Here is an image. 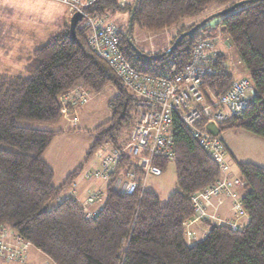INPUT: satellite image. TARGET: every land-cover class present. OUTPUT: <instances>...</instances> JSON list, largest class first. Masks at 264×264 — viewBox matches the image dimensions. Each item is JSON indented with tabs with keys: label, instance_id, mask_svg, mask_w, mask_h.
Returning a JSON list of instances; mask_svg holds the SVG:
<instances>
[{
	"label": "trees",
	"instance_id": "1",
	"mask_svg": "<svg viewBox=\"0 0 264 264\" xmlns=\"http://www.w3.org/2000/svg\"><path fill=\"white\" fill-rule=\"evenodd\" d=\"M241 1L139 0L131 31L136 27L156 35L178 28L171 46L196 24L183 26L187 21L205 15L213 5L223 11ZM133 3L96 0L86 12L103 18L107 14L129 17ZM218 28L236 51L256 93L248 108L220 130L240 129L264 139V0L230 11ZM200 30L205 31L206 25ZM199 36L197 30L171 52L162 55L167 48L151 55L135 52L126 33L117 31L120 50L130 66L155 77L180 73ZM23 70L25 75H0V233L4 227L11 229L52 264H264V168L252 163L233 164L248 223L237 229L213 225L203 239L187 241L184 223L194 215L191 197L213 185L220 171L175 114L171 133L175 192L165 205L152 192L125 195L112 187L117 176L133 167L128 160L110 176L103 205L94 217L86 218L73 198L61 200L83 165L55 187L53 171L42 158L59 133L47 127L61 119L60 97L76 87L96 94L112 86L117 92L108 103L107 122L89 133L92 144L85 162L104 144L118 148L134 123L136 100L91 50L88 32L79 23L74 38L66 27L33 49ZM226 70L208 82L220 93L233 81ZM154 164L162 173L169 161L154 159Z\"/></svg>",
	"mask_w": 264,
	"mask_h": 264
},
{
	"label": "built area",
	"instance_id": "2",
	"mask_svg": "<svg viewBox=\"0 0 264 264\" xmlns=\"http://www.w3.org/2000/svg\"><path fill=\"white\" fill-rule=\"evenodd\" d=\"M45 1L64 4L71 14H81L88 32L89 47L136 100L135 119L127 140L121 142L118 148L104 144L99 150V168L95 171H83L81 177L89 181H102L101 184L106 187L116 168L128 160L133 167L125 169L119 175L122 179L117 176L112 187L114 188L116 182L118 192L125 195L143 191L147 177L156 178L161 175L154 159L169 162L174 160L172 115H177L220 171V178L213 185L191 197L194 215L184 226L186 239L192 240L187 228L192 221L206 217L205 203L219 194L232 195V188L241 184L239 180L227 175V153L219 134L214 136L206 129L211 124L220 131L221 127L231 123L248 108L256 94L248 78L233 80L224 93L209 86L208 82L222 74L226 67V52L223 48H230L228 39L222 38L219 28L216 35L200 37L192 47L189 63L180 73L169 77H155L134 70L120 50L115 28L105 23L103 17L86 12V8L96 0ZM59 100L61 113H68V110L77 109L87 103L88 92L76 87L63 94ZM104 196L103 189L87 191L85 203H97ZM70 198L75 199L74 195ZM234 210L243 213L239 202L234 204ZM95 214L86 211L85 217L90 219ZM229 225L237 229L236 225ZM19 241L23 242L21 239ZM21 251L22 248L5 246L0 242V255L6 254L7 259H22Z\"/></svg>",
	"mask_w": 264,
	"mask_h": 264
},
{
	"label": "rangeland",
	"instance_id": "3",
	"mask_svg": "<svg viewBox=\"0 0 264 264\" xmlns=\"http://www.w3.org/2000/svg\"><path fill=\"white\" fill-rule=\"evenodd\" d=\"M118 1L120 2V0ZM123 1L133 2L134 0ZM218 8H220V6L218 5L211 6L209 8V11L205 15L196 19H191L190 21L184 23L183 26L187 27L195 23L198 24L204 18L214 13L220 12ZM68 11L69 10L67 6L54 1L0 0V75H25L23 68L26 65L27 58L30 55L31 51L37 48L39 45L44 44L51 35L58 33L60 30L66 27H69L72 14L69 13L70 11ZM104 17L105 18L103 19L105 23L113 26L116 31H119L123 34L126 33L129 18L127 14H107ZM221 20L222 16L213 18L205 24L206 30L202 31L199 29L198 33L201 37L216 35L218 33L217 29ZM79 25H84V23L81 21L79 22ZM177 31L178 28H170L161 33H157L156 35H148L135 27L133 31H131V40L139 51L155 55L170 47L172 38L176 35ZM221 35L222 38L226 37L223 34ZM223 49L225 50L227 55L226 67L228 69V74L233 78H246L247 74L243 65L241 64L236 51L232 47ZM105 100L106 93L101 95V97H98L96 100L88 102L85 107V113L88 114L85 116V118L87 119V123L94 125L98 118L99 121L103 119V116L106 115V107L104 104ZM93 112L94 116L92 115ZM99 123L100 122H98L96 125H98ZM24 124L31 127L37 126L36 124L32 123ZM56 126H48L47 128L50 130H55ZM88 133L89 132H85V135L80 133V135H72L71 137H57L58 135L56 136L57 138L55 137L56 140L54 139L55 141L53 145L49 146V149L45 155V159L48 161V163L51 164L55 171L54 183H61L59 182V180L62 178L64 172L60 166H62L64 163L66 164V166H70L71 164L74 165L73 167L76 166L74 170L83 165L81 173L83 171H95L94 168H99V163H97L95 166H91L90 161H84L86 153L89 150L90 145L92 144V137L89 136ZM242 134H244L242 133V131L234 129H223L220 130L219 137L226 146L231 144L236 145L238 146V148H240V150H243L245 154H248L249 151L253 152L251 154L255 156H253L251 160H244L248 162L242 163H252L264 168L263 166H260L261 164H255L258 163V154H264V146H256V143L251 144L250 142H246V138L248 137H245ZM128 135L129 133L124 137L122 141H120V144L121 142H125L127 140L126 138ZM254 141L260 143L256 139ZM89 142L91 143L89 144ZM231 168L232 170L237 172L234 165H232ZM119 179H122V177L119 176ZM98 183L101 184L103 182L98 181ZM76 188L77 181L75 179L68 190L65 191V194L73 195ZM117 188L118 185L115 182L114 189ZM144 190L154 193L158 197L160 204L165 205L168 197L175 192L174 164L172 162H169L166 171L162 172L159 177H147ZM103 191L105 192V189H103ZM116 191L119 190L117 189ZM234 211L236 212V214H241L236 210ZM196 222L198 221H192L191 223H189V226ZM189 233L193 238V233H191L190 231ZM15 260L20 263H22L23 261L19 258ZM40 260L42 261V258H40ZM39 264H42V262H39Z\"/></svg>",
	"mask_w": 264,
	"mask_h": 264
},
{
	"label": "crops",
	"instance_id": "4",
	"mask_svg": "<svg viewBox=\"0 0 264 264\" xmlns=\"http://www.w3.org/2000/svg\"><path fill=\"white\" fill-rule=\"evenodd\" d=\"M121 2H126V1L120 0V3ZM227 71H228V69H227ZM246 77H247V75H246ZM239 78L240 77L233 78V80L239 79ZM104 93H106V100L104 102L105 107H106V115L103 116V119H101V121H99V118H98L96 120L95 124L91 125V124L87 123V119L85 118V116L88 115L87 113H85V111H86L85 107L89 101L92 102V101L96 100L98 97H101V95H103ZM116 94H117V92H116L115 88L112 86H107L102 91H100L99 93H96V94H92V93L88 92V101L86 104L78 107L77 109L68 110V113L61 114V119L56 123L57 126L55 124L56 127H55L54 131L59 132L57 137H71L72 135L73 136L74 135H80V133L85 135L84 134L85 132L90 133L92 130H95L99 126L106 123L110 117V113H109V109H108V103L110 100H112L116 96ZM92 115L94 116V112L92 113ZM98 122H100V123L98 125H96ZM234 130L242 131V133H244L242 135L245 137H248V138H246V142H250L251 144L256 143V146H264V139H262L258 136H255L253 134H250L248 132H245L243 130H240V129H234ZM56 138H54V139L56 140ZM252 139H254V140L256 139L260 143H257ZM55 140L52 141L51 145H53ZM89 141H90V139H89ZM90 143L91 142H89V144ZM224 146H225L226 153H227V160L226 161H227V164L229 166V172L227 175L229 177H233V178L238 177L239 178L238 172H235L234 170H232L231 166L234 164V162H237V163L248 162V161H244V160H251V158L255 155L251 154V153H253L252 151H249L248 154H245L243 152V150H240V148H238V146L233 145V144L227 145V146L224 145ZM90 147H91V145H90ZM48 149H49V147H48ZM48 149L45 151L42 158H43L44 162L52 169L53 174H54V179H55L54 168L45 159V155H46V152L48 151ZM244 150H247V149H244ZM250 150H251V148H250ZM247 158H250V159H247ZM257 160H258V163H255V164H258V165L261 164L260 166L264 167V154L263 153L258 154ZM99 161H100V154L98 152L97 156L95 155L90 160V165L95 166L97 163L100 164ZM67 166L65 163L62 166H60L64 173L62 175V178L60 179L61 181L59 180V182H61V183H58V184L54 183V179H53V185L55 187L62 186V184L65 182L67 176L69 174H71L76 167V166L73 167L74 165H72V164L68 167ZM92 168H94V167H92ZM94 169H97V168H94ZM80 176H78L76 178L77 188L73 194L75 197L74 200L83 209V211H85V212L86 211H88V212L89 211L90 212H92V211L96 212L97 211L98 212L103 205V200L97 202L96 204L95 203L86 204L85 203L86 193H87V191L102 190V189H105V187H104V185L99 184L98 181L85 180ZM232 193L233 194L230 196L228 194H219L217 196L210 198L205 203L206 217L204 219L188 226L187 231H190L191 233H193L192 240L187 239L188 242L193 243V242H196L198 240L203 239L205 237V235L208 233L209 228L213 225L219 226L222 224H235L238 228H242L248 223V218H247L245 213L236 214V212L234 211V204L236 201L237 202L240 201V199L243 195V188L240 186L234 187L232 189ZM70 196H71L70 194L66 195L64 192L60 198L62 200L66 197L70 198ZM0 242L5 246H11L13 248H19V249L22 248L20 255H21V258L23 260L22 263H20L15 259H7L6 254H2V255H0V261H1L0 264H39V262H42V264H52V262L44 254H42L41 252L36 250L33 246H31L25 242L20 243L18 236L11 229L4 227V229L2 230ZM40 258H42V261L40 260Z\"/></svg>",
	"mask_w": 264,
	"mask_h": 264
},
{
	"label": "water",
	"instance_id": "5",
	"mask_svg": "<svg viewBox=\"0 0 264 264\" xmlns=\"http://www.w3.org/2000/svg\"><path fill=\"white\" fill-rule=\"evenodd\" d=\"M138 1L139 0H134L133 6H132V9H131V12H130V16L128 18V24H127V28H126V40H127V43L132 47V49L135 52L140 53L139 50L134 46V44L132 43V40H131L132 19H133V14H134L135 9L137 7ZM258 1H262V0H244V1L236 3L234 6L228 8L226 10L214 13V14L204 18L201 22L196 24L191 30L180 34V36L173 42V44L165 52L162 53V55H165V54L171 52L176 47V45L178 44V42L180 40H182L185 37H187L188 35L196 32L197 30L202 28L207 22H209L213 18L224 16L227 13H229L230 11H234L235 9L241 7L243 4L256 3ZM81 20H82V16H81V14L79 12H76V13L72 14V16L70 18V24H69V27H68L72 38H74V36H75L76 26H77V24L79 22H81ZM206 129L209 131L210 134H212L214 136H216V135H218L220 133V131L217 128H215L213 125H211V124L207 125Z\"/></svg>",
	"mask_w": 264,
	"mask_h": 264
},
{
	"label": "clouds",
	"instance_id": "6",
	"mask_svg": "<svg viewBox=\"0 0 264 264\" xmlns=\"http://www.w3.org/2000/svg\"><path fill=\"white\" fill-rule=\"evenodd\" d=\"M247 78V77H246Z\"/></svg>",
	"mask_w": 264,
	"mask_h": 264
}]
</instances>
